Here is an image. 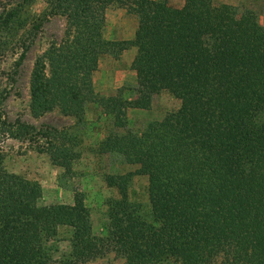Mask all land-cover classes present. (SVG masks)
Returning a JSON list of instances; mask_svg holds the SVG:
<instances>
[{"label":"trees","instance_id":"obj_1","mask_svg":"<svg viewBox=\"0 0 264 264\" xmlns=\"http://www.w3.org/2000/svg\"><path fill=\"white\" fill-rule=\"evenodd\" d=\"M181 1L46 0L66 25L34 60L32 115L57 108L78 117L96 103L123 130L104 136L100 151L136 168L104 176L117 195L106 200V233L96 235L81 193L71 204L40 205V184L9 172L0 152V264H49L61 228L69 264L108 252L124 264H264V25L231 4ZM112 4L136 15L132 39L103 37ZM25 15L21 3L0 14V53ZM130 46L137 98L99 96L92 81L99 57ZM158 89L179 99L177 110L140 132L124 130V112L145 108ZM18 128L35 139L52 132ZM46 150L70 171L76 155L67 144ZM135 175L147 178V204L130 196Z\"/></svg>","mask_w":264,"mask_h":264},{"label":"rangeland","instance_id":"obj_2","mask_svg":"<svg viewBox=\"0 0 264 264\" xmlns=\"http://www.w3.org/2000/svg\"><path fill=\"white\" fill-rule=\"evenodd\" d=\"M211 1L215 5H234L240 13L251 12L258 23L264 25V0ZM169 2L175 7L182 5L181 0ZM18 3L26 11L27 23L16 32L12 45L0 53V152L3 164L9 172L40 184L39 204L42 206L71 204L74 193H81L90 213L93 233L104 235L107 229L106 200L117 195L116 190L106 184L104 176L133 170L136 166L124 163L115 154L101 152L99 143L109 132L123 130L116 129L110 115L94 102L88 103L78 117L64 115L57 108L41 116L32 115L29 79L34 60L51 41L63 36L66 19L51 13L46 0H0V14ZM137 22L136 15L127 8L112 4L105 10L103 37L109 40L132 39ZM135 52L136 48L130 46L118 56L106 53L99 57L92 75L94 91L99 96L137 98V79L131 68ZM149 96L145 108H128L124 112L127 120L124 130L140 132L147 122L162 120L180 105L179 99L163 89L153 90ZM23 124L34 129H51L50 138L35 139L29 136L30 133L23 136L18 128ZM59 130L65 133L62 139H59ZM59 142L67 144L76 155L70 171L53 163L46 150ZM146 189V176L135 175L129 187L131 198L147 204ZM68 238L67 229L61 228L56 241L58 250L49 264H69ZM75 264H124V259L108 252Z\"/></svg>","mask_w":264,"mask_h":264}]
</instances>
